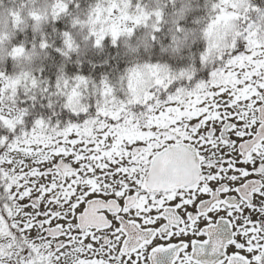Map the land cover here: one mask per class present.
Listing matches in <instances>:
<instances>
[{"label": "snow or ice", "instance_id": "1", "mask_svg": "<svg viewBox=\"0 0 264 264\" xmlns=\"http://www.w3.org/2000/svg\"><path fill=\"white\" fill-rule=\"evenodd\" d=\"M70 6L56 0L52 22ZM134 7L95 0L70 25L97 51L129 41L138 59L115 80L73 60L63 26L54 79L0 71V264H264V7L206 0L178 69L187 36L158 47L164 11Z\"/></svg>", "mask_w": 264, "mask_h": 264}, {"label": "trees", "instance_id": "2", "mask_svg": "<svg viewBox=\"0 0 264 264\" xmlns=\"http://www.w3.org/2000/svg\"><path fill=\"white\" fill-rule=\"evenodd\" d=\"M76 2L81 7L76 9L70 6L68 14L61 16V24H56L52 22L53 7L56 0H0V71L15 77L20 73L38 75L39 70L44 68L45 75L54 79L56 68L61 64L69 63L63 58L57 57L53 51V48L60 44L62 39L61 26H63V29L72 33L75 42L79 45V56H73V60L79 59L85 65L88 64V61L96 64L95 69H87L90 76L98 79L99 75L107 74L115 80L123 74L131 66V62L138 59L128 52L129 41L122 38L119 49L105 48L103 51L94 49L91 42L86 39L87 28L73 29L70 25L74 18H79L81 21L85 20L89 6L94 4L95 0H76ZM251 2L258 7H264V0H251ZM137 3L147 12L164 11L165 23L162 25V32L158 34V47H167V42L172 35H179L181 40L187 36V41L183 45L185 62L181 63L179 57L176 56L170 65L174 69L187 66L186 56L189 51H195L192 42L199 37L200 26L192 21L205 15L206 0H175L174 3L170 0H132L133 8L131 11H135L134 5ZM12 13H16L17 17L14 18ZM33 15L39 16L40 19L33 20ZM182 15L186 16V19L181 21L184 24L185 32L176 34L174 31L175 23L181 19ZM150 37V29L139 28L132 43L134 46L139 45L141 51L147 44L148 52L152 53L154 50L151 47ZM42 39H46L52 47L41 50L39 45ZM18 46H22L25 51L16 59H12V49ZM157 56H159L158 53ZM36 96L37 108L40 104L47 103V95L41 97L39 93H36ZM26 99L23 90H20L16 98V106L21 108L27 106L31 111L30 101L27 105L21 103Z\"/></svg>", "mask_w": 264, "mask_h": 264}]
</instances>
